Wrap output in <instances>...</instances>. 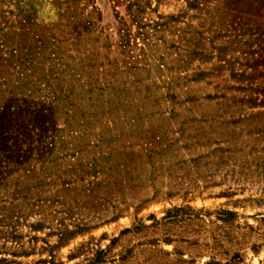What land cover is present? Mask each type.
<instances>
[{
    "label": "rangeland",
    "instance_id": "rangeland-1",
    "mask_svg": "<svg viewBox=\"0 0 264 264\" xmlns=\"http://www.w3.org/2000/svg\"><path fill=\"white\" fill-rule=\"evenodd\" d=\"M0 264H264V0H0Z\"/></svg>",
    "mask_w": 264,
    "mask_h": 264
}]
</instances>
